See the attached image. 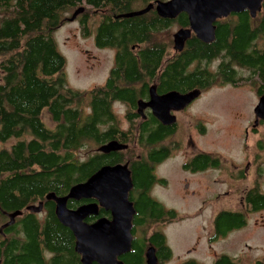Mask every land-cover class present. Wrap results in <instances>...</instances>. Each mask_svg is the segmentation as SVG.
I'll use <instances>...</instances> for the list:
<instances>
[{
    "label": "trees",
    "instance_id": "16d2710c",
    "mask_svg": "<svg viewBox=\"0 0 264 264\" xmlns=\"http://www.w3.org/2000/svg\"><path fill=\"white\" fill-rule=\"evenodd\" d=\"M155 1L168 0H0V142L15 141L0 150V264H81L74 251V236L58 222L54 202L46 197L66 196L71 187L112 164V159L118 160L94 151L101 140L111 137L110 129L103 134L99 129L102 118H112L105 103L109 99L99 97L97 92L104 89L80 92L67 86L63 72L66 61L57 47L55 32L66 23V16L84 8L82 5L91 10L84 8L85 14L78 19L86 18L90 11H104L97 42L121 48L118 60L126 67L120 74L132 82L138 79L135 60L128 52L133 43L149 41L141 59L154 75L164 51L157 41L162 31L189 26L183 13L173 21L160 19L154 12L139 18L112 17ZM261 7L264 11V2ZM214 36L212 43L205 44L192 34L176 60L168 61L160 88L206 89L214 76L218 80L219 76L234 75L235 67L252 59L257 64L251 66L264 74V45L257 47L259 38L264 37V14L255 18L247 11L231 14L216 23ZM112 90L108 97H126L127 89ZM44 110L50 115L52 128L43 122ZM133 149L128 144L116 156L140 153ZM134 174L136 182L146 183L144 165ZM141 202L137 208L141 214L155 216L161 211L146 197ZM39 204L43 206L40 213L27 209ZM82 204L84 201L68 200L67 207L76 209ZM19 210L21 216L1 229L7 215ZM99 216L108 217L103 210ZM221 218L235 217L224 214ZM139 253L134 246L127 263L139 264Z\"/></svg>",
    "mask_w": 264,
    "mask_h": 264
},
{
    "label": "flooded vegetation",
    "instance_id": "af4514ba",
    "mask_svg": "<svg viewBox=\"0 0 264 264\" xmlns=\"http://www.w3.org/2000/svg\"><path fill=\"white\" fill-rule=\"evenodd\" d=\"M151 12L160 18L154 9L147 14ZM88 16L73 21L79 23L82 38L90 41L92 47H85L80 53L87 63L84 73H100L87 91L104 89L97 93L109 99L105 103L112 117L101 119V133L110 129L111 137L101 140L94 151L118 159L106 166L126 165L132 185L127 195L134 210L130 250L117 260L128 264L127 255L137 246L139 264H264V74L251 66L257 61L248 60L235 67L234 75L219 76L218 80L214 76L206 89L160 88L165 82L163 73L168 61H175L181 52L174 49L173 36L177 31L170 43L165 30L157 39L164 51L154 75L141 59L149 41L130 46L128 52L135 60L138 79L128 82L120 74L126 67L118 60L121 48L97 42L106 13L98 11ZM263 45L264 37H260L257 47ZM212 71L215 73V67ZM228 87L229 98L217 95L216 90ZM114 88L127 89L126 97H108ZM196 91L199 92L185 104L178 99ZM205 93L209 94L208 105L215 109L213 113L195 110L205 99ZM111 142L126 148L130 144L133 151L140 153L130 152L118 158L116 154L122 150L100 151ZM143 165L148 173L144 185L135 181L134 174ZM173 184L175 188H171ZM161 191L170 196L174 192L177 200L188 202L192 212L187 214L191 217H183L186 214ZM145 197L160 208L155 216L138 211ZM100 210L103 209L99 207L98 215L87 217L85 222L109 220L110 212L103 210L108 217L99 216ZM224 214L235 218L223 219ZM89 218L94 220L89 223ZM6 219L9 220L8 215ZM182 232L185 235L179 238Z\"/></svg>",
    "mask_w": 264,
    "mask_h": 264
},
{
    "label": "water",
    "instance_id": "95a60500",
    "mask_svg": "<svg viewBox=\"0 0 264 264\" xmlns=\"http://www.w3.org/2000/svg\"><path fill=\"white\" fill-rule=\"evenodd\" d=\"M264 0H168L155 1L143 9L120 15L122 18L142 16L155 10L162 19L174 20L181 13L188 18V28H181L174 34L173 43L176 51H182L185 42L193 34L205 44L214 40L215 23L227 18L231 14L247 11L252 18L261 10ZM84 11L79 8L74 11L68 21L72 22ZM179 96L182 103H187L195 93ZM126 146L111 142L100 148L103 153L125 149ZM130 173L126 165L104 166L95 172L87 181L70 188L64 197L50 194L47 200L54 202V214L58 222L70 230L75 238L74 251L80 256L81 264H122L117 260L122 254L129 252L131 243V218L134 214L127 195L131 188ZM96 201L82 204L76 209L67 207L68 200L80 202L81 200ZM110 212V219L101 218L92 224L85 219L97 216L98 209ZM32 213H40L42 204L28 207ZM21 212L16 211L9 215V221L2 228L11 226Z\"/></svg>",
    "mask_w": 264,
    "mask_h": 264
},
{
    "label": "rangeland",
    "instance_id": "374dc122",
    "mask_svg": "<svg viewBox=\"0 0 264 264\" xmlns=\"http://www.w3.org/2000/svg\"><path fill=\"white\" fill-rule=\"evenodd\" d=\"M84 6L85 10H91ZM73 10L69 13V16H66V23L57 29V31L54 34V39L56 41L57 47L60 51V53L63 54L66 64L64 66V75L65 80L67 82V86L71 89H75L80 92H86L87 89H90L92 85L97 82L99 72H96L94 74H86L84 73V68L87 65L85 62V57L80 54L81 50L86 48L92 49L90 46V41L84 40L81 36V30L79 29V23L77 22H70L68 19L72 16ZM92 13V11H90ZM177 27L172 26L170 29L167 30L166 38L170 39L172 34L177 31ZM95 54L101 56L96 51H94ZM215 90V89H214ZM213 90V91H214ZM216 91H219L218 96H226L230 97L231 89L228 88H221ZM243 92H241L242 94ZM206 94V93H205ZM249 95V94H247ZM209 94H206L205 99L203 100L202 104H200L198 107L195 108L197 112H201L207 114V113H213L215 112V109L211 110V107L208 105L209 101ZM218 111V110H217ZM219 113V112H217ZM43 122L48 127L52 128L53 124L50 120V115L47 113L46 110L43 111ZM14 140H10L8 142L2 143L0 142V150L5 148H9L11 144H14ZM175 176H173V180H175ZM175 184L171 188H175ZM164 191H161V194L163 195ZM166 193V192H165ZM173 196H170L168 193L166 195H163L167 200H172L175 207H178L182 212H184L186 215H183V217L190 218L191 215L187 213H191V205L186 201H179L175 198L174 192L171 193ZM43 216V215H41ZM184 232L179 236H184ZM177 237V236H176ZM239 237L238 239H240Z\"/></svg>",
    "mask_w": 264,
    "mask_h": 264
}]
</instances>
